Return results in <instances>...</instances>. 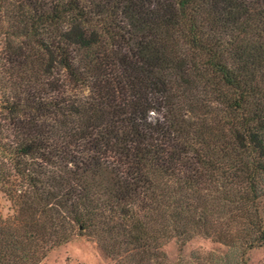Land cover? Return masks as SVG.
I'll use <instances>...</instances> for the list:
<instances>
[{"label": "trees", "instance_id": "trees-1", "mask_svg": "<svg viewBox=\"0 0 264 264\" xmlns=\"http://www.w3.org/2000/svg\"><path fill=\"white\" fill-rule=\"evenodd\" d=\"M0 264L76 235L114 264L264 246V0H0Z\"/></svg>", "mask_w": 264, "mask_h": 264}, {"label": "rangeland", "instance_id": "rangeland-1", "mask_svg": "<svg viewBox=\"0 0 264 264\" xmlns=\"http://www.w3.org/2000/svg\"><path fill=\"white\" fill-rule=\"evenodd\" d=\"M9 207V201L0 193V212L8 214ZM261 212L264 219V200L261 202ZM162 250L168 264H243L235 250L204 236H195L184 245L170 239L163 244ZM244 259L245 264H264V246L251 249ZM38 264L114 263L100 252L92 239L76 235L70 241L49 250Z\"/></svg>", "mask_w": 264, "mask_h": 264}]
</instances>
